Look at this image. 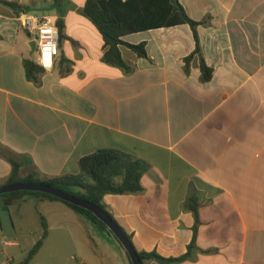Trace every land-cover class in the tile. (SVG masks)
I'll list each match as a JSON object with an SVG mask.
<instances>
[{"label": "crops", "instance_id": "1", "mask_svg": "<svg viewBox=\"0 0 264 264\" xmlns=\"http://www.w3.org/2000/svg\"><path fill=\"white\" fill-rule=\"evenodd\" d=\"M0 4V144L33 162L22 178L79 173L99 150L145 162L143 190L103 203L140 253L175 264H264V0H179L198 27L201 55L213 70L202 80L187 24L132 33L148 57L125 46L130 73L103 61L105 41L83 14L86 0H4ZM125 2L126 0H122ZM26 16L64 23L54 67L40 85ZM12 173L0 156V186ZM193 208L198 209V219ZM131 264L122 245L68 205L40 195L0 197V264ZM144 264H159L146 261Z\"/></svg>", "mask_w": 264, "mask_h": 264}, {"label": "trees", "instance_id": "2", "mask_svg": "<svg viewBox=\"0 0 264 264\" xmlns=\"http://www.w3.org/2000/svg\"><path fill=\"white\" fill-rule=\"evenodd\" d=\"M54 1L56 5L60 4L59 0ZM0 4L11 9L16 15L27 13L30 10L29 7L22 6L21 4L15 2L0 0ZM83 14L96 26L104 38L106 51L103 61L108 65L123 70L125 73H130L131 68L125 63L122 57L120 51L121 46L129 48L140 58L146 59L148 54L146 50V43L132 45L124 42L122 38L132 33L147 31L155 28L173 27L184 24L189 25L194 34L196 50L191 56L185 59L186 70L189 71L192 59L198 55L200 57L202 80L204 82H208L212 79L213 70L207 66L201 55L197 31L198 27L205 22H198L191 19L184 7L180 4L179 0H126L125 2L122 0H86L83 8ZM56 25L59 28L61 42V40L65 37V26L63 21L58 22ZM24 67L27 79L36 85H40V77L45 74L46 70L32 60H26L24 62ZM0 156L7 160L12 167L10 177L4 185L0 186V188L17 183L46 184L58 190L65 191L70 195L97 204L105 211H107V208L103 203V199L106 195H134L140 193L143 190L141 185L142 176L149 168L145 162L136 160L123 152L115 150H99L80 160L79 173L77 175H66L63 177L46 179L35 178L32 175L22 178L21 169L25 165H32L33 162L28 160L26 157L14 153L1 144ZM17 194L40 195L52 200L61 201L68 205L81 217L93 222L100 228L108 231L109 234L113 235L107 226L90 211L58 199L54 196L34 192H15L1 195L0 197ZM193 210L196 222L198 223V209L193 208ZM109 215L116 222L110 213ZM41 221L45 230L42 239L34 246L28 257L23 262L18 264H31L35 256L43 247L47 238L48 225L43 217H41ZM124 233L132 242V237L125 231ZM193 244L189 247L186 255L176 259H166L155 252H138V255L143 263L146 261H155L159 264L181 263L191 256Z\"/></svg>", "mask_w": 264, "mask_h": 264}, {"label": "water", "instance_id": "3", "mask_svg": "<svg viewBox=\"0 0 264 264\" xmlns=\"http://www.w3.org/2000/svg\"><path fill=\"white\" fill-rule=\"evenodd\" d=\"M32 52L37 51V44L35 41L31 43ZM15 192H34L42 193L54 196L58 199L71 203L75 206L83 208L87 211L93 213L102 223H104L107 228L112 232L114 237L120 242L122 247L127 252L131 264H144L138 255V251L128 239L127 235L120 228V226L111 218L109 213L102 209L97 204L89 202L85 199L78 198L76 196L70 195L65 191L58 190L52 186L40 183H17L12 185H6L0 188V196L5 194H11Z\"/></svg>", "mask_w": 264, "mask_h": 264}, {"label": "built area", "instance_id": "4", "mask_svg": "<svg viewBox=\"0 0 264 264\" xmlns=\"http://www.w3.org/2000/svg\"><path fill=\"white\" fill-rule=\"evenodd\" d=\"M22 25L37 44V64L46 71L52 70L60 54V34L55 21L51 17L34 19L26 16Z\"/></svg>", "mask_w": 264, "mask_h": 264}, {"label": "rangeland", "instance_id": "5", "mask_svg": "<svg viewBox=\"0 0 264 264\" xmlns=\"http://www.w3.org/2000/svg\"><path fill=\"white\" fill-rule=\"evenodd\" d=\"M74 2H76V0H65V4L66 5H71V4H73Z\"/></svg>", "mask_w": 264, "mask_h": 264}]
</instances>
